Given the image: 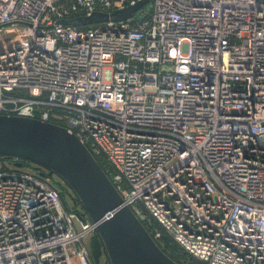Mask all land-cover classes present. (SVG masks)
<instances>
[{
  "label": "built area",
  "instance_id": "1",
  "mask_svg": "<svg viewBox=\"0 0 264 264\" xmlns=\"http://www.w3.org/2000/svg\"><path fill=\"white\" fill-rule=\"evenodd\" d=\"M0 115L74 134L156 238L264 264V0H0ZM48 172L0 156V264H95Z\"/></svg>",
  "mask_w": 264,
  "mask_h": 264
},
{
  "label": "water",
  "instance_id": "2",
  "mask_svg": "<svg viewBox=\"0 0 264 264\" xmlns=\"http://www.w3.org/2000/svg\"><path fill=\"white\" fill-rule=\"evenodd\" d=\"M143 3L112 15L61 20L75 27L130 18ZM14 156L38 164L58 175L73 190L97 236L90 248L95 264L103 253L111 264H178L158 246L123 199L86 146L67 129L36 119L0 115V156ZM17 166L23 167L24 163ZM42 176L45 174L41 173Z\"/></svg>",
  "mask_w": 264,
  "mask_h": 264
},
{
  "label": "trees",
  "instance_id": "3",
  "mask_svg": "<svg viewBox=\"0 0 264 264\" xmlns=\"http://www.w3.org/2000/svg\"><path fill=\"white\" fill-rule=\"evenodd\" d=\"M95 159L97 160L98 164L102 167V169L104 170V172L108 175L107 172V165L105 163V161L101 158L95 157ZM25 164L27 165H32L33 162L31 161H27L22 159ZM36 165V164H35ZM50 176H53V173H49ZM75 203L78 206H82V203L80 202V200L78 199V197L75 199ZM65 205H67L65 203ZM144 227L146 228V230L151 233V232H155L156 230H160V227L158 226V224L154 221H145L142 222ZM161 243H158L156 241V243L158 244V246L161 248V250L169 257L171 258L173 261H175L178 264H206L204 262H201L199 260H196L195 258L189 256L187 253H185L170 237H168V235H166L164 232H162L161 235ZM163 244L166 246H163Z\"/></svg>",
  "mask_w": 264,
  "mask_h": 264
},
{
  "label": "rangeland",
  "instance_id": "4",
  "mask_svg": "<svg viewBox=\"0 0 264 264\" xmlns=\"http://www.w3.org/2000/svg\"><path fill=\"white\" fill-rule=\"evenodd\" d=\"M29 166H32L33 167V166H40V165H38V164L35 165V163H33L32 165H29ZM53 176H56V177H53V181H54V183L56 185H58V186H64L66 184L65 181L62 180L58 175H56V174L53 173ZM68 200L70 201L69 198H68ZM149 234L155 239V241H157L158 243H161L160 238L159 239L156 238L154 232H151ZM92 237H93V234H90V235H88L86 237L85 242H86L87 245H90V242H91ZM163 246H165V245L163 244ZM165 248H166V246H165ZM100 264H111V262L109 260V257L107 256V254L103 253V256L101 257V260H100Z\"/></svg>",
  "mask_w": 264,
  "mask_h": 264
}]
</instances>
